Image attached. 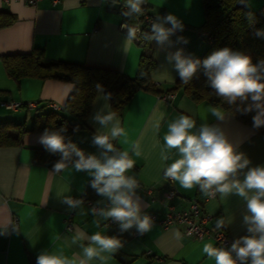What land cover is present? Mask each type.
<instances>
[{
    "label": "crops",
    "instance_id": "0c3cea01",
    "mask_svg": "<svg viewBox=\"0 0 264 264\" xmlns=\"http://www.w3.org/2000/svg\"><path fill=\"white\" fill-rule=\"evenodd\" d=\"M147 2L156 16L175 15L181 20L183 30L170 37L171 44L159 46L155 41H148L146 46H140L134 42L130 51L125 52L126 29L122 25L125 21L119 11L121 0L115 5L111 0H37L35 4L0 0V9L14 15L10 24L0 27V54L41 47L46 61L60 59L107 66L133 76L140 55L148 52L154 60L150 79L156 89L136 90L121 112H117L125 136L114 141L119 148L129 150L136 162L128 174L134 175L140 183L137 194L141 197L142 210L154 219L152 230L144 235L137 234L135 229L121 233L112 220L101 221L97 226V218L90 213L81 216L79 209L70 210L57 195L69 185L71 191L66 195L82 198L85 210L103 198L90 187L88 173L71 168L56 173L46 163L34 162V147L42 146L37 138L43 131H23L19 133V144L0 145V228H4L0 233V264H35L37 254L43 250L63 249L66 255L72 256L80 252L79 247L71 243L77 231L88 235L100 231L121 238L124 247L107 264H215L202 252L204 243L212 242L215 246L212 236L197 238L185 234L182 223L164 226L158 222L169 202L175 209L182 210L189 207L193 198L201 204L203 212L211 214L209 225L215 227L217 219L222 217L230 222L223 229L231 238L246 234L242 224L246 209L242 200L236 196L223 198L219 194L215 198L206 197L197 187L186 190L178 182L165 179L163 168L172 161H161L160 152L168 124L181 114L192 116L197 127L204 123L218 125L229 140L246 153L252 166L264 165V134L219 105L207 100L195 101L175 85L178 73L167 62V53L182 48L185 54L199 58L207 45L196 28L204 21L201 0ZM242 3L264 13V0H243ZM177 37H184L188 42H178ZM161 69L168 70L167 78L158 74ZM71 88L72 82L58 78L23 76L15 80L6 73L0 59V120L12 119L30 126L32 108H6L1 101L53 102L62 110ZM169 89L173 96L168 100L162 94ZM102 103L95 92L85 118L86 126L72 133V141L86 154H98L91 143L98 125L91 122V116ZM209 106L220 108L225 113L224 119L218 120L208 112ZM63 112L69 121L77 122L73 113L64 109ZM161 113L163 119L157 132L153 125ZM9 132L15 135L18 129L10 127ZM135 143L140 145L142 155L139 157L131 152ZM171 152L175 158V150ZM172 187L176 194L168 199L165 192ZM14 216L17 217L16 227L12 224ZM177 230L181 233L180 239L174 235Z\"/></svg>",
    "mask_w": 264,
    "mask_h": 264
},
{
    "label": "clouds",
    "instance_id": "9594fccd",
    "mask_svg": "<svg viewBox=\"0 0 264 264\" xmlns=\"http://www.w3.org/2000/svg\"><path fill=\"white\" fill-rule=\"evenodd\" d=\"M243 2V0H241ZM113 5L119 0H111ZM147 0H123L122 15L127 19L144 14L142 7ZM250 15V14H249ZM170 25V26H169ZM125 52L130 51L134 42L141 39L155 41L157 45L171 44L170 37L183 30V24L175 15L169 13L152 20L149 32H142L139 24L125 25ZM257 37H264V29H257ZM178 42L187 43L184 37H177ZM166 60L181 82L189 84L202 67L204 75L215 96L237 112H253L252 126L264 127V59L253 64L249 55L225 46L212 51L203 60L185 54L182 48L168 52ZM161 78H167L168 70H158ZM98 101L102 105L91 116V122L98 125L92 135L91 143L98 149L97 153H85L71 139L66 138L67 128H45L39 135L38 142L50 153L60 154L53 164L56 173L71 168L75 172H86L91 177L90 187L102 197L90 209L83 208L82 198L66 195L71 191L70 185L57 195L70 210L79 209V215L89 213L96 217L95 223L112 220L118 224L121 233L136 230L139 235L150 232L154 219L142 210L141 197L137 194L140 183L134 175L128 173L135 167V160L129 150L116 147L114 141L125 136L118 113L113 110L111 93L97 83ZM208 112L218 120H223L225 113L220 108L209 106ZM163 113L153 127L158 132ZM79 131L78 126L73 132ZM161 148V161L172 162L163 168L165 179L178 182L186 190L197 187L206 197L223 198L236 196L244 202L245 212L242 224L246 234L235 238L229 246H214L212 242L204 243L202 252L215 264H264V165H251L249 157L229 140L218 125L207 123L196 125V120L181 114L170 122ZM171 150H175V158ZM131 152L142 155L139 143L131 146ZM106 202V203H105ZM230 222L218 218L215 227L225 228ZM4 228H0V233ZM174 235L180 239L177 230ZM71 243L77 245L79 253L72 256L63 249L43 250L36 256L35 264H107L108 260L124 247L119 236L102 234L97 231L88 235L77 231Z\"/></svg>",
    "mask_w": 264,
    "mask_h": 264
},
{
    "label": "trees",
    "instance_id": "16d2710c",
    "mask_svg": "<svg viewBox=\"0 0 264 264\" xmlns=\"http://www.w3.org/2000/svg\"><path fill=\"white\" fill-rule=\"evenodd\" d=\"M201 2L204 21L196 28L201 31L207 45L199 59L203 60L212 51L225 46L249 55L253 64L264 59V37L255 35L257 29H264V13L246 7L241 0H201ZM142 7L144 14L148 13L154 19L157 17L149 10L148 2ZM119 11L122 15L123 0H121ZM143 15L132 19H127L122 15V18L128 24L135 25L142 23ZM13 19L14 15L11 12L0 9V27L10 24ZM141 25L144 32L150 31L151 23L143 22ZM147 42L142 46H146ZM0 59L6 73L15 80L23 76H36L72 82V88L64 102L63 109L77 117V122L69 121L63 109H54L49 106V102L36 101L32 108L30 126H25L24 123L15 122L12 119L0 120V145L19 144L21 142L19 133L23 131H43L45 128L56 129L61 126L67 128L65 136L72 140L73 127L86 126L85 118L91 108L97 83L102 84L105 91L111 93L110 104L116 112H121L136 90L148 88L156 91L150 79V70L154 65V60L148 52L140 55L137 71L133 76L107 66L60 59L46 61L41 47H33L28 52L0 54ZM175 85L181 87L195 101L207 100L213 105H219L242 122L252 126L254 113L241 114L235 110V107H230L217 98L208 84L202 67L189 84H183L178 76ZM10 127H16L18 132L15 135L11 134ZM256 130L264 134V127ZM59 158V153H50L43 146L34 147V162L46 163L52 168Z\"/></svg>",
    "mask_w": 264,
    "mask_h": 264
},
{
    "label": "built area",
    "instance_id": "2783aa9c",
    "mask_svg": "<svg viewBox=\"0 0 264 264\" xmlns=\"http://www.w3.org/2000/svg\"><path fill=\"white\" fill-rule=\"evenodd\" d=\"M24 1L27 2L28 4H35L37 0H24ZM56 1L58 0H52V2H56ZM153 19L154 18L152 15L145 13L143 15L142 23L143 22H145L146 24L151 23ZM141 24H139L140 29L142 32H144ZM122 25L131 26L127 22L123 23ZM146 42L147 41L143 39L137 41V43L140 46L144 45ZM172 96H173L172 91H167L164 94H162V97L168 100L171 99ZM1 104L6 108H11V109L24 108V107L30 109L35 106L34 101L23 102L20 100H12V99L3 100L1 101ZM49 105L54 109L61 108L60 106H58L56 103L53 102H49ZM116 147L118 146L116 145ZM175 194H176V189L174 187L170 188L165 192V196L168 199H171ZM211 217H212L211 214L203 212L201 204L196 199L193 198L190 201L189 207L182 210L175 209L174 204L169 202L166 205V209L164 210L162 216L158 219V222L164 226L173 223H182L183 224L182 231L185 234H191L197 238H202L204 236L210 235L214 238L215 246L217 247L222 245L229 246L234 239L231 238L223 228L217 229L216 227L209 225L208 222L211 220ZM12 224L14 227H16L17 225L16 216H14V218L12 219Z\"/></svg>",
    "mask_w": 264,
    "mask_h": 264
}]
</instances>
